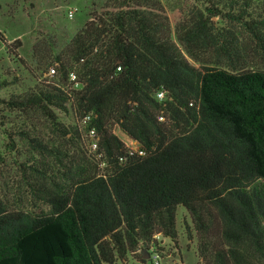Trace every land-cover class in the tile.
Instances as JSON below:
<instances>
[{
  "label": "trees",
  "instance_id": "16d2710c",
  "mask_svg": "<svg viewBox=\"0 0 264 264\" xmlns=\"http://www.w3.org/2000/svg\"><path fill=\"white\" fill-rule=\"evenodd\" d=\"M192 1L173 20L161 0H108L44 61L53 80L0 100L33 124L18 132L30 203L0 199V264L151 256L156 237L178 242L180 207L203 264H264V0Z\"/></svg>",
  "mask_w": 264,
  "mask_h": 264
},
{
  "label": "rangeland",
  "instance_id": "374dc122",
  "mask_svg": "<svg viewBox=\"0 0 264 264\" xmlns=\"http://www.w3.org/2000/svg\"><path fill=\"white\" fill-rule=\"evenodd\" d=\"M107 1L0 0V100L21 97L41 82L53 80L47 76L49 68L44 61L53 54V50L55 54L61 53L91 15L100 12ZM161 2L173 20L184 3L190 6L196 4L192 0ZM70 11L76 12L72 18ZM234 28L243 51L258 58L253 56L254 45L249 38L240 28ZM0 110V199L13 208L21 200L22 206L27 208L30 198L21 183L19 164L27 160L31 149L21 141L18 132L21 129L32 130L33 124L24 117L4 111L1 104ZM61 121L68 126L74 124L71 116L61 115ZM113 130L129 148H136V144L126 135L116 128ZM12 144L15 147H11ZM177 222V243L156 237L158 243L155 244V251L160 257V264H203L198 255V235L190 214L183 207L177 211ZM219 231L217 225L214 230L216 236ZM141 254L142 250L137 255L129 254L126 261L118 258L114 264H154L149 255L142 257Z\"/></svg>",
  "mask_w": 264,
  "mask_h": 264
},
{
  "label": "built area",
  "instance_id": "2783aa9c",
  "mask_svg": "<svg viewBox=\"0 0 264 264\" xmlns=\"http://www.w3.org/2000/svg\"><path fill=\"white\" fill-rule=\"evenodd\" d=\"M75 11H70V17H74L75 15ZM56 69L55 68H51L49 69V72L47 74L48 77L50 78H54L56 76ZM69 81L70 82H73L74 83V88L75 89H81V84H79L77 81H78V78H77V75L75 72H71L69 74ZM166 97H167V94L165 91H160L158 94H157V100H159L160 102L166 100ZM160 121H164V118L161 116L159 118ZM86 123V122H85ZM86 141H87V145H88V149L91 153H94L96 154L98 152V149H99V137L97 135V132L95 129H92L90 131H88L86 133ZM136 144V143H135ZM133 151H138V148H137V145H136V148L132 149ZM141 155H143V152H140ZM96 157L98 159L101 158V154H97ZM151 258L150 260L154 263V264H160V257L158 255V253L155 251V248H151Z\"/></svg>",
  "mask_w": 264,
  "mask_h": 264
}]
</instances>
